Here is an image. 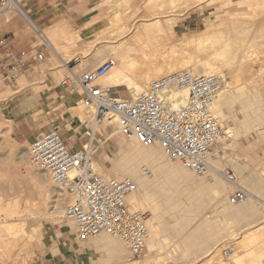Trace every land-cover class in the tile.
I'll return each instance as SVG.
<instances>
[{"label":"bare ground","instance_id":"bare-ground-1","mask_svg":"<svg viewBox=\"0 0 264 264\" xmlns=\"http://www.w3.org/2000/svg\"><path fill=\"white\" fill-rule=\"evenodd\" d=\"M126 1L128 2V0H123L122 2L126 3ZM141 1H144V11L148 14L147 15L145 13V15L148 19H153L149 21V24L145 22L147 25L144 23L143 25H131L130 21H128L129 18L125 17L128 13L124 9L121 11L122 8L120 11L118 10V14L116 16L113 15V17L103 13L105 9L101 3L97 4V8L94 9L99 13L96 17L93 16L95 18V22L86 28L87 35L94 37V41L97 42V44H101L99 42H103L102 47L99 48H102V51L110 57L100 64H103L107 60H111L113 62V66L102 78L98 80L101 85L119 88L124 87L127 93L134 98L145 92L152 82L180 71H187L194 75L228 74V78L231 81H229L218 93L210 107L212 116L222 124L224 122L223 108L225 104L235 95L240 97L239 95H241V90L244 87L242 85H247L249 88L250 92L247 101L250 103V106L254 105L251 102H253L252 99L257 97V94L261 98L264 97V64L262 63L258 70H254V65H252L255 63V58L259 52L264 50V29L253 25L256 17L259 16L257 9L264 7L263 0L262 2L259 1L260 3L257 2L258 0L238 1L239 4L244 6L247 5V9L254 13V15L255 13L258 15L254 17L252 13H248L255 19H247L249 21L246 20L240 22L241 24L233 23V25H235L233 27L230 26L233 30L231 33L228 29L223 31L221 29V24L216 26L215 23H212L199 32H192L183 37L176 36L174 32L176 23L181 19L180 12L185 13L190 10H195L196 7H200L199 2L202 0ZM213 1L219 2L220 4H218L222 6H230L233 2H235V0ZM210 2H212V0ZM177 5H179V7L182 5L183 7L181 6L182 8L180 7V10L182 9V11H180L178 15L175 13V15L174 12L178 11H174L172 9L175 7L177 8ZM167 6L171 8H166V10L162 9ZM239 9L237 11H239ZM242 10H244V8ZM28 14V17L25 19L20 16L19 18L25 22L31 32H33V34L39 39L40 44L45 43V45L47 44V47H49L48 43H50L58 50L62 51L68 46L74 47L76 43L82 39V36L78 32L74 31L69 26H63L61 21L59 23L62 25L61 27L58 26L59 28L51 31H41L45 36L44 38L42 34L44 38L43 40L37 33L39 26L34 23L29 11ZM163 14L172 15L169 16L170 18L168 20L163 21ZM146 16L144 17L147 19ZM262 16L264 17V14ZM257 19H259V17H257ZM100 25H102V27L99 28ZM94 41L85 44L86 46L82 51L83 59L91 56L92 51L90 49L91 44H93ZM99 48L93 49L94 51L96 50L95 52L97 53ZM96 53H94V55ZM66 64H68V62L64 63V70ZM54 76L56 80H58V85L60 86L63 75L60 77L54 73ZM31 87L33 92L38 93L39 87H37V85H33ZM14 94H17V92L11 93L10 95L12 96ZM76 94L82 96L81 92ZM1 95L2 94H0V96ZM4 99L7 98L5 97ZM77 103L78 104L71 109V113L75 115L77 113L78 115L76 116H78L81 120L88 119L90 117L89 113L91 110L85 103L83 96ZM185 103L186 94H183L181 104ZM176 105L177 104H174L173 107L175 108ZM263 106L264 100H260L257 108L262 110V112L260 114H256V118L260 120V123L258 122L259 127L260 125H264L261 121L262 119L264 120ZM12 128V120L4 121L0 118V133H7V135H9ZM259 129L261 130L258 132V135L264 137V127L258 128L257 131ZM109 130L110 132L112 131L110 137L117 136L121 139H119L120 141L118 140V145L120 146V158L110 163L108 161V157L106 156V159L104 160L105 164L101 165L95 159L96 157H94L95 168L102 178L132 180L131 177L134 176L133 174L138 172L137 168L139 164L146 163L151 165L155 168V172L164 178V181H162L164 183H162L159 189L157 186L156 188L158 190L154 191L156 196H160V199L163 198V201H168L167 204L170 203V200H174L181 196L180 198L187 201V204L182 207L180 211H178V216L180 219L183 218L185 220H187L186 217L196 216L200 213L199 211L201 209V205L199 203L200 201H198L199 196L207 193L205 195H207L209 199L216 200L217 204L218 202H223L224 205L221 209H223V213L225 211L227 214V217L225 215L227 223L223 224L224 221L222 220V225H217L214 229L216 230L215 235H217L215 237L213 236L215 240L216 237H219L220 239V237L224 238L231 236L236 231V229H234L236 228L235 226L240 227L241 237L233 244V246L231 245L227 248L230 249V255L227 258L221 259L219 253L220 249H217L215 253H209L211 254L210 257L205 259L206 261L203 262V264H264V198H262L264 194L261 193V195H258L260 192L257 193L255 191L258 187L260 188V181H264V168L260 171L258 178L243 176L241 179H237L238 185L242 187L244 186L247 189L246 190L243 187L247 192V198L242 204L232 205L227 198L225 199L226 194H229V186L220 174V172L224 170L225 165L221 168V170H217L218 166L216 161H214L216 158L211 159V165L214 166L207 176H197L183 169L176 161L166 158L162 154L160 148L156 146L146 148L137 139L123 136L116 124H113ZM231 132V128H224V137L217 140L214 148V156L219 154L222 149V139H232ZM98 133L101 135L100 129H98ZM36 136L38 137L39 135ZM95 140L99 139L95 137ZM255 140L258 142L257 137ZM83 145L84 144L81 146ZM251 146L254 148L255 145L253 144ZM254 152L255 151H253V153ZM249 159L251 160V158ZM233 161V166L229 165V167H235L238 172L247 169L246 167L248 163L246 161L243 162L244 165L239 164L240 160L238 158H233ZM108 162L110 163V167H107ZM217 162L219 165V160ZM263 162L264 160L260 159L255 166H261ZM223 164L224 162L220 165L223 166ZM225 164L227 165L226 162ZM29 171H31V168ZM139 177L136 181L133 180L136 183H134L135 190L127 196L126 200L130 207L135 210L141 212L150 211V214L146 219L148 237L145 242V251H147L149 255L143 257V259L139 262H129L127 248H125L127 256L122 255V251L124 250L123 247H126L122 245L123 242L121 243V241L118 240L116 243H112V238L114 237L105 232L99 233L97 238L95 235V241L97 240L103 246L106 245L109 247L108 254L111 256L112 260H114L115 264H150L155 258L153 254L157 256L158 252L161 250V245H163V242L167 240V237L163 235V232L166 231L165 228L168 226H166L167 224L164 225V223L160 222L161 215L167 212V210L161 209L162 204L159 203L160 205H156L153 201H151L155 194H142V192V195H140V187L145 184V179L141 177L143 179L142 180ZM225 183L228 187L225 186ZM36 188L38 194V199L36 200L28 199L30 197L26 198L21 194H17L10 199L4 200V202L6 201L5 204L1 202L2 199L0 200V264H5V262H8L9 260H15L17 261V264H27L29 261V255L31 254V244L34 240L36 241V234H39L38 231H40L43 226L41 224L43 216L50 217L52 222H55L56 220H61L60 222L68 220L72 225H75L74 222L66 216L65 208L62 204H55L51 213H43L45 211L44 208L48 190L43 185H37ZM156 196L154 197L156 198ZM68 197V204L70 205L73 203L74 199L70 196ZM159 198H157V201ZM205 198L208 199L207 197ZM150 202H152L154 206L150 207ZM72 225H70V228ZM178 225L179 223L177 226ZM68 230L66 232L69 234ZM209 237L210 236L207 235V239ZM210 239L211 238H209V241H211ZM221 247H227V242L221 244ZM204 253H207V251L205 250Z\"/></svg>","mask_w":264,"mask_h":264},{"label":"built area","instance_id":"built-area-1","mask_svg":"<svg viewBox=\"0 0 264 264\" xmlns=\"http://www.w3.org/2000/svg\"><path fill=\"white\" fill-rule=\"evenodd\" d=\"M26 1L0 0V12H12L25 19L29 15ZM37 33L44 40L39 28ZM47 49V44H40L32 55L29 50L16 49L9 38H0V77L13 83L42 62ZM112 66L113 62L107 60L92 70L79 72L75 62L66 64L60 86L82 93L90 107V117L81 120L73 116L61 123H50L30 143L27 157L29 164L46 175L56 189L74 199L65 213L81 238L105 232L125 244L128 260L134 262L145 252L146 217L126 200L135 190L132 180L104 179L97 172L94 157L99 149V141L95 140L100 136L98 129L116 124L123 136L137 139L146 148L156 146L183 169L207 176L213 168L216 142L224 137L223 124L212 116L210 107L228 77L180 71L152 82L145 92L133 98L129 94L123 97L119 87L98 82ZM183 94L185 104H181ZM63 131H71L84 145L71 149L63 139ZM220 174L229 186L230 204H242L247 192L238 185L235 173L225 168ZM229 255L230 249L222 251L224 258Z\"/></svg>","mask_w":264,"mask_h":264},{"label":"rangeland","instance_id":"rangeland-1","mask_svg":"<svg viewBox=\"0 0 264 264\" xmlns=\"http://www.w3.org/2000/svg\"><path fill=\"white\" fill-rule=\"evenodd\" d=\"M122 1L123 0H27L25 2V8L27 12L29 11L30 16L32 17L35 23L36 22L38 23L37 21L38 19H35L34 16L41 7L43 6L54 7L58 4H60V6H63L66 5L68 2H72L73 4L78 5L80 7L79 10H84L85 13L83 14H87L88 12H90V9H92L94 6H97V4L99 3H101V5L104 6L105 10L103 13L109 16L111 15L112 17L113 15L116 16L118 14V10L120 11V9L122 8L121 11H123L124 9L128 13L125 17L129 18L128 21H130L131 25L132 24L143 25V23L149 24V21L153 20L152 18L148 19V17L145 15L146 11H144V4H143L144 1L128 0V2L126 1V3H123ZM208 1L209 0H205V1L202 0L201 2H199L200 7H196L195 10L192 11L190 10L185 13L180 12L182 11V9L180 10V7L182 5L180 7L179 5H177V8L175 7L172 9L174 11L175 10L178 11V12H174V14L176 13L178 15L179 12L181 14V19L176 23V26L174 28V32L176 36L183 37L186 34L192 32H199L212 23H215L216 26L218 24H221L222 25L221 29L223 31L228 29L231 33L233 31L231 27H233L235 24H241L240 22L246 21L247 19L250 20L256 17V15L258 14L259 16L257 17H259V19H257V17L256 19L254 18L255 22L253 23V25H255V27L258 28L262 27L264 29V17L262 16L264 14V9H263L264 7L258 8L257 9L258 14L255 13L254 15V13H252L250 10L247 9V5L244 6L242 4H239L240 0H235V2H233L230 6L219 5L220 4L219 2L217 1L214 2L213 0L212 2H210L211 0L209 2ZM259 1L262 2V0H258L257 2L260 3ZM241 6L244 8V10H242L243 8ZM166 8L168 9L171 7L167 6L162 9L166 10ZM238 9L241 12L237 11ZM98 13H99L98 11L92 10L90 15L94 16L95 14L98 15ZM248 13L250 14L252 13L254 17H252V15ZM170 15L172 14H163L162 20L163 21L168 20L170 18L169 17ZM129 16L130 17L133 16L131 17L132 19ZM144 16H146L148 20ZM233 23L235 24L233 25ZM40 28L42 29V27ZM2 37L9 38V40L16 49L29 50L30 52H31L30 48L32 46V43L33 42L38 43L36 36L33 34V32H31V30L28 28L25 22L21 20V18H19V16H17L16 14L7 11L0 12V38ZM93 41H94V37L89 36L83 38L84 43L93 42ZM99 43L101 44H97V42L94 41V43L91 44L90 50L92 51V54L89 59L93 58V60L95 59L96 62L94 61L95 64L87 68H84V65L87 62L85 61L79 62L78 60L75 61L79 57H82L81 48L73 47L68 51H60L56 49L55 50L56 53L63 58L64 62H68V64H72L73 62H75L77 66L75 70L82 72V71L92 70L98 67L99 65H101L100 64L101 62L110 58L102 51V48H99L102 47L103 42H99ZM93 48L94 49L99 48L98 52L96 53L95 52L96 50L94 51ZM94 53L96 54L94 55ZM31 54L33 55L34 53L31 52ZM255 59H256L255 63L252 64L254 65L253 69L258 70L259 67L262 65V63L264 64V50H261ZM60 66H61L60 62H58L56 58L53 56V54L49 52L48 56H46V58L42 62L30 67L26 72L19 75L13 83L8 84L4 82L0 77L1 78L0 91L4 93L7 91H11V92L15 91L16 82H18V80L21 78H24L27 81L26 82L27 85L35 83L37 87L43 86V83L45 81L49 82L47 80L50 77L52 78V75L54 76L53 73L54 71L61 69ZM62 74L63 76L64 74H66L65 70L62 71ZM229 81L231 80L228 78L227 83ZM242 86L244 87L241 90V95H239L240 97H238V95H235L238 97V99L235 96L231 97L232 100L230 99L223 108V116H224L223 126L224 128L225 127L231 128L232 139L231 138L222 139L221 140L223 143L221 147L222 149L220 150V153L215 155L213 158L214 159L216 158V160L214 161H216L217 166L219 167V169L217 167V170H221V168H223L225 165V168H230L235 173L237 179H241V177L243 176L258 178L259 177L258 175H260V171L264 168V162L263 164H261V166L258 167L255 166V164H257V162L260 159L264 160V140H263L264 137L258 135V132L261 129H259L258 131L257 129L260 127L263 128L264 125L263 126L260 125L259 127L258 124L260 123V120L256 118L257 117L256 114H260L262 112V110L258 109L257 107L260 100L262 101L264 100V97L261 98L256 93L257 97L252 99L253 102L251 103L254 105H251L252 106L251 108V106L249 105L250 103L247 101L250 92L249 88L247 87V85L246 86L242 85ZM119 90L121 91V93H123L122 95L123 97H128V93L124 87H120ZM20 95L21 92L7 99H4L3 95L0 96V118L6 121L11 120V118H9L8 115L3 116L1 114V108L4 104L6 105L7 103H9L10 100L14 101ZM72 115L74 116L75 114L72 113ZM76 115L78 114L76 113ZM12 121L14 122V125L9 135H7V133H0V200L2 199L1 202L5 204L6 201L4 202V200L10 199L11 197L17 194H21L26 198L30 197L28 199L36 200L38 199L36 186L43 185L48 190L47 191L48 194L44 208L45 211L42 212L51 213L53 210V206H55V204L57 203L62 204V206L66 208V206L69 205L68 204L69 197L63 192L56 189L50 183L46 175L35 169L28 162V157H27L28 146L37 136L34 135L35 136L34 137L32 135L31 130L29 129L26 122L27 121L26 115L21 114L17 118L12 119ZM261 121L262 123H264L263 119ZM109 129L110 128H105L104 130L101 129L103 134L98 137L99 149L96 153L95 159L101 165L105 164L104 160L106 159V156L108 157V161L110 163L120 158V153H119L120 146L118 145V143L121 139L117 136L110 137L112 131L110 132ZM256 137L258 138V142H256L255 140ZM253 144L255 145L254 148H252L251 146ZM253 151L255 152L253 153ZM254 154L257 159L254 157ZM233 158H238L240 160L239 164L241 165H244L243 162L246 161L248 163L246 167L247 169L238 172L235 167H232L233 166L232 164L234 163ZM249 158H251V160ZM218 160H219V165L217 162ZM109 162L107 163V167H110ZM223 162L224 164L223 166H221L220 164H222ZM225 162L227 163L228 166L225 164ZM228 162L231 164H229ZM229 165L232 166L229 167ZM27 167L29 168V170L31 168V171H29ZM137 170L138 172L133 174L134 176L131 177L132 181L133 180L136 181V179H138V177L140 176L139 178L142 177L143 179H145L144 182L146 184L140 187L141 189L140 190L141 192L139 191L140 195L142 194L151 195L152 193L155 194L154 196H156V193L154 191H157L162 185V183H164L162 182L164 181L163 180L164 178L160 176L157 172H155V168H153L151 165H148L146 163L139 164ZM235 171L238 173H236ZM259 184H261V186ZM259 184H258L260 186V188L258 187L259 190L257 189L258 191L257 190L255 191L257 193L260 192L258 193V195H261V193L264 194V181L261 180ZM225 186L228 187L227 184ZM205 194L207 193H204L203 195L199 196V200L197 199L198 201H200L199 203L201 205L200 206L201 209L199 211L200 213L197 214L196 216H191L188 218L186 217L187 220L183 218L180 219V217L178 216V211H180V209L187 204V201L180 198L181 196L177 197L174 200H170L169 201L170 203L168 204H167L168 201H163V198L161 199L159 198L160 196L157 195L156 198L153 196L155 201L153 198H152L153 200L151 199V201H153V203L156 205H158L159 203L162 204L161 209L167 210V212L161 215L160 222L164 223V225L167 224L166 226L168 227H166L165 228L166 231L163 232V235L167 237V240L163 242V245H161V250L158 252V255L159 254L160 255L156 256L155 254H153L155 258L150 264H203V262L206 261L205 259H208V257H210L211 254L209 253L213 254L217 251V249H220L219 251L220 257L221 259H223L224 257L222 256V251L231 245L233 246V244L240 239L241 237L240 227L235 226L236 228L234 229H236V231L231 235L232 237L231 236H227L224 238L220 237V239L219 237H216L215 240L214 237L217 235H215L216 230L214 229L216 228L217 225H222L223 221H224L223 224L227 223L226 222L227 214L225 211L223 213V209H221V207L224 205L223 202H218L217 204L216 200L209 199V197ZM228 196L229 194L227 193L225 199L227 198L228 200ZM205 197H207L208 199H206ZM157 198H159L158 201ZM262 198H264V196ZM150 203H151L150 207L154 206L152 202ZM142 213L145 215L147 219V217L150 214V211L148 210L147 212L144 211ZM181 220L183 221L185 220V221L183 222ZM60 221L56 220L55 222H52L50 220V217L43 216V218L41 219V224L43 226L41 227L40 231H38L39 234L38 233L36 234L37 235L36 236L37 238L35 237L36 241L34 240L31 244L32 249L30 248L31 254L29 255V261L27 262V264H41V263L42 264H115L114 260H112L111 256L108 254L109 247L106 245L103 246L97 240L95 241L94 240L95 235L87 238H81L80 235L78 234L75 225H72L68 220L64 222H60ZM178 223L179 225L177 226ZM70 225H72L71 228ZM67 230L69 231V234L66 232ZM207 235L210 236L209 238H211L210 239L211 241H209V238L207 239ZM97 236H99V234H96V238ZM212 238L214 239V241ZM112 239H113L112 243H116L118 241L116 240V238L115 239L112 238ZM226 242H227V247H221V244H224ZM122 245L125 246L123 243ZM125 248L126 247H123L124 250L122 251V255L127 256L126 254L127 251ZM205 250L207 251V253H204ZM60 255L65 258L63 261H61ZM147 255H149V253L145 251L144 255L140 259L134 262L141 261L143 257ZM58 258L60 263L58 262ZM5 264H17V261L9 260L8 262L6 261Z\"/></svg>","mask_w":264,"mask_h":264},{"label":"crops","instance_id":"crops-1","mask_svg":"<svg viewBox=\"0 0 264 264\" xmlns=\"http://www.w3.org/2000/svg\"><path fill=\"white\" fill-rule=\"evenodd\" d=\"M79 8L80 7L78 5H75L72 2H68L66 5H63V6H60V4L54 7L43 6L37 11L34 18L38 19L37 20L38 23L36 22V24L39 26V28L42 27V29L40 28L41 31L43 30L51 31V30L61 27L62 26L61 24H63V26L64 25L69 26L74 31L78 32L82 36V39L81 41L77 42L74 47L81 48V52H82L86 44L83 42V38L89 37L87 35L86 28L95 22V18L91 16L90 14L92 10L97 11V10H94L97 8V6H94L92 9H90V12H88L87 14H83L85 13L84 10H79ZM94 16L96 17L97 15L95 14ZM61 21L62 23L59 24ZM100 27H102V25H100L99 28ZM37 40H38V43L33 42L30 48L32 53L35 52L37 45H40L38 38ZM48 45L49 47L45 51V58L46 56H48L50 52L51 54H53L56 60L60 62V65H61L60 67L62 69L56 70L53 73L61 77V75H63L62 71L64 70L63 66H64V63L66 62H64L63 58L60 57L56 53V50L58 49L54 45L50 43H48ZM71 48L73 47L68 46L65 48V50H62V51H66V50L68 51ZM90 57L91 56L86 57V58L88 59ZM86 58L83 59V55H82V57H79L75 61L78 60L79 62H82V61L87 62L84 65V68H87L95 64L94 63V61L96 62L95 59L93 60V58H91L87 60ZM54 78L55 76L52 75V78L50 77L47 80L50 83L45 81L43 83V86L39 87L38 93L33 92V89L31 87L36 84L33 83L30 85H27L26 84L27 81L24 78H21L18 80V82H16L15 91L13 92L7 91L5 93L0 91V93L3 95L4 98L11 97L10 95L11 93L21 92V95L17 97L14 101L10 100L9 103H7L6 105L4 104L2 106L1 114L3 116L8 115L9 118H11V120L14 118H17L21 114L22 115L25 114L27 118V121H26L27 125L29 129L31 130V133L33 136L39 135L42 132L46 131L50 123H53V122L61 123L63 121L68 120L70 117H73L71 113V109L78 104L77 102H79L82 99V96L65 90L64 88L58 85V80ZM13 125H14V122H13ZM75 125H77V123ZM99 129H100V134L102 135L103 133L101 129L104 130L105 127H101ZM62 136L65 142L73 150L79 149L80 146L83 144V141H81L78 138V136L74 135L71 131H63ZM64 259L65 258L61 256V261H63ZM58 262L60 263L59 258H58Z\"/></svg>","mask_w":264,"mask_h":264}]
</instances>
